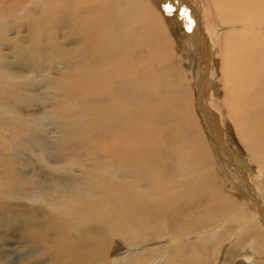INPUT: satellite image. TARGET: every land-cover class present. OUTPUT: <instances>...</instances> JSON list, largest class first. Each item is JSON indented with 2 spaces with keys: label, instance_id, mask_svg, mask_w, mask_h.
Wrapping results in <instances>:
<instances>
[{
  "label": "rangeland",
  "instance_id": "1",
  "mask_svg": "<svg viewBox=\"0 0 264 264\" xmlns=\"http://www.w3.org/2000/svg\"><path fill=\"white\" fill-rule=\"evenodd\" d=\"M11 1L15 8L14 13L20 16L19 6H23L21 8L24 10L21 14H24L25 11L27 15L24 14L25 16L18 20L9 15L11 13L7 12L9 9L4 8L3 5L0 6V21L5 22L6 27L9 25L8 30L3 31L2 28L0 30L2 40L0 43V67L5 76L0 77V264H168L165 263L164 257L161 259L155 255L159 252L156 245L147 247L149 244L156 243L152 241L151 235L157 234L163 229L171 235H178L187 227L194 228L199 210L202 208L203 213L205 208L209 210L213 205L214 207L217 205L218 209H222L224 212H230L240 205H243L242 208L247 210L245 205L247 203L253 211L259 213L251 198H247L242 191L246 189L245 187L253 189L261 201H264V177L260 175L254 165L232 122L228 101L232 98L226 91V82L221 74L220 56L224 50V38L236 37V41L240 40L242 44L244 40L247 44L251 40V35H240L238 34L240 30L233 28L240 23L228 20L227 16L225 17L226 22L221 23L217 17L215 3L211 0H192L190 3L191 7L197 9L199 28L207 35L209 38H207L209 40L207 44H210L213 49L212 60H210L212 65L209 69V78H211L210 82L213 87L201 97L202 92L200 93L201 90H199L201 88L199 82L197 83V81H202L199 74L201 65L198 53L192 49L188 34L183 31L184 28L177 29L179 26L178 16L181 17V20L185 16L182 11L178 10L176 0H151L164 13V19L172 23L170 34L173 35L174 53H170L169 47L159 40L157 35H145V37L149 36L151 41L160 44L151 47L148 52L144 47H140L133 56L134 62L129 60H125L128 63L121 62L122 66L123 64L125 66L126 63L130 67V73H126L130 75H126L127 79H122V82L125 81L126 84L128 83L127 85H133L137 89L142 88L141 96L138 98L141 101L140 107L138 105L135 110L132 109L129 112L120 110L119 113H113L109 109H104L105 104L102 105L103 103L99 107L98 100H94L92 103L91 94L80 93L83 89L81 86L83 81L80 82L79 87L76 85V89H74L75 91L78 88V93L71 91L75 98L72 97V93L67 90V82L64 77V72L69 70V63L66 64L68 69L63 67V64H60L61 68L58 66L48 68L46 62L44 64L32 61V67L23 63L22 59H27L28 52L15 53L12 46L24 47L29 44V34L34 30V26L32 27L34 22L29 14H32L34 18L40 16V5L38 1V4H35L34 0H30V4L29 0ZM45 1L50 3L56 0ZM61 1L70 4L64 9H58L65 12L68 10L67 8H72V4L75 7H80L87 0ZM97 1L99 2V0ZM111 1L114 2V0ZM177 1L182 4L181 0ZM36 5L38 6L36 7ZM211 10L214 12L210 13ZM64 12L58 14V20L52 25L56 32H54L55 38H53L61 43L60 47L65 45L66 49H70V52H65V48L62 49L61 57L63 55L69 60L74 59L82 63L85 57L84 53H78L77 49L87 50L93 46L92 36L78 35L76 26L71 23V20H76V18L71 14L65 15ZM82 15L79 16L83 17ZM230 27L231 29H229ZM228 32L234 35L228 36ZM235 34L238 35L235 36ZM174 39L178 45L174 43ZM85 42L88 46L84 44ZM242 44L240 45L242 46ZM251 45L254 49L248 48L247 51L260 52V49H263L257 44L252 43ZM74 46H77L76 50L72 49ZM243 46L245 45L243 44ZM256 46L260 49H255ZM39 47L42 50L45 49L43 45L39 44ZM107 52L108 50L105 51V54ZM45 54L42 55H45L46 60L56 56H51L50 52ZM117 54L119 55L117 56ZM121 54V52L112 53L111 56L114 57L106 61L107 64L112 67V62L117 61V57L119 58ZM76 57L80 58L76 59ZM162 60L172 74V85L168 88L164 83L156 84L157 91L151 93L148 89L153 90V88H147L146 82H144L145 72L149 68H145V65ZM259 60V58L255 59L252 65L264 77V62ZM245 62L246 59L242 58L241 61H238L241 72L246 67ZM36 63H38L37 66H34ZM11 64H13L12 67H10ZM39 64L44 65L38 66ZM234 65L238 69L237 65ZM119 66L121 65L112 70L113 75L107 71H105V75L110 78L114 76V80L111 79L112 82L110 80L112 89L116 86L111 95L112 98L115 95L118 96L117 103L125 101L129 108L132 104L128 102L127 97L117 92L115 73ZM64 68L65 70H63ZM150 68H152L151 65ZM245 70L246 68L243 73L246 72ZM78 71L79 69H75L70 76L75 78ZM131 73H134V78ZM9 74L13 76L6 77ZM100 77L102 80L105 79L102 74ZM253 79H239L238 84L247 80L254 82L249 86L252 92L251 99L258 97L259 101H263L260 104L264 105V96L260 95L262 93L259 90L260 86L255 84L259 81L264 83V78L259 76L256 80L254 79L255 81ZM244 91L240 86V92ZM11 92H14L19 98L15 97L16 95L11 98ZM81 95L84 96L81 97ZM181 95L183 99L189 101L188 118H191L190 120L185 117L187 110H183L182 103L179 101ZM204 97L207 98V101ZM83 98H87V102ZM200 98L206 104L207 114L215 118L216 126L220 129V138L222 136L225 144L224 150H220L218 147L220 145L216 144V141L220 139L216 138L207 124L206 115L199 107ZM251 102L253 104V100ZM133 110L136 113L133 114ZM150 114L151 116H149ZM245 116L242 114L245 123L251 130H254L256 125L264 126V121L259 117V111L248 108ZM87 122L90 123L89 127ZM259 131L264 132V127ZM194 133L202 135L196 138ZM115 139V145H111ZM180 148L183 149L180 150ZM196 148L199 150L195 151ZM175 150H180L185 155L189 152L191 156H183L178 159L174 156L176 155ZM223 151L226 154V151L231 152L240 163L226 166L225 161L228 160V157ZM193 152L198 153L192 155ZM188 159L192 161L191 165L187 164ZM141 160L144 161V164L148 161L147 175L145 170L143 172L138 170ZM235 167L239 169L241 167V170L245 172L243 177L247 186L240 182L242 180L234 178L229 171H233L236 169ZM250 172L260 181L259 189L250 180ZM193 178L198 179L190 181ZM91 188H94L95 194H91ZM60 193L67 195L66 198L74 203L65 207L64 203L68 200L62 201V198L59 197ZM76 193L78 196L75 195ZM97 194L104 197L101 199V196ZM260 194L262 195L260 196ZM195 195H199L203 207L201 203H197ZM96 198L100 200L101 212H94L93 208L96 210L99 207L95 206L93 200L87 206L88 200ZM47 199H50L51 202ZM263 201L261 206L264 208ZM145 207L152 209L148 215L145 213ZM13 216L16 219H12ZM156 217L159 219L156 220ZM21 219L22 222H19ZM24 219L31 221L24 224ZM260 219L264 222L261 217ZM79 220L80 222H77ZM146 224H153V226L149 228ZM115 226H117L116 232H114ZM191 234L193 236L195 232ZM191 234L185 235L181 245L185 241L189 243L187 238ZM237 236L235 235L233 240ZM198 238L197 236V241ZM198 246V250L202 254L201 264H213V261H215L214 264H224L229 244L220 237L214 238L213 244L208 243L206 237H201ZM213 247L217 249V260L214 258ZM230 256L234 257V253H231ZM148 259L151 261L149 262ZM230 261L233 264L231 258Z\"/></svg>",
  "mask_w": 264,
  "mask_h": 264
},
{
  "label": "bare ground",
  "instance_id": "2",
  "mask_svg": "<svg viewBox=\"0 0 264 264\" xmlns=\"http://www.w3.org/2000/svg\"><path fill=\"white\" fill-rule=\"evenodd\" d=\"M14 1H17V0H14ZM34 1H36V3ZM34 1L33 2L35 4H38L37 1L39 2L40 16H38L37 18H34L32 14H29L31 16L32 21L34 22V24H32V27L34 26L33 27L34 32L31 31L29 34V42H28L29 44L25 45L24 47H19L17 45H15V47H14V45L12 46V50L13 51L15 50V53L20 52V54H21V52L23 53V51L28 52L27 59H22L23 63L27 64L29 67H32V64H31L32 61H36L38 63H44V64L46 62V63H48V65H47L48 68H51L52 66L60 67L61 66L60 64H63V67L67 68L66 64L69 63L70 64L69 70H66L67 72H64V77L66 79L65 82H67L66 87H67V90L69 92L74 91V89H76L75 88L76 85L77 86L81 85L80 82L83 81V84L81 85L83 87V89L80 91V93L81 94H83V93L84 94H91L92 103L94 100H98L97 103H99V105H98L99 107H100V104L103 103L102 105L105 104L104 109H109L113 113L114 112L119 113L120 110H123L124 112H126V110H127L129 112L132 109L135 110V108L138 105L140 107L141 101L138 100V98L141 96L142 88L140 87L141 89H137L133 85H127L128 83L126 84L125 81L122 82V79H124V80L127 79V78H125L127 75L126 73H130V67L128 64H126L128 62L125 60H129L131 62H134L133 56H134L135 52L140 47H144L148 52V49H150L153 46L160 44L159 42L151 41L150 38H148L149 36L145 37V35H157L159 40H162V42L167 47H169V51L171 50L170 51L171 54L174 53V48H175V46L173 45V41H172L173 35L170 34V31H172L171 30L172 29L171 28L172 23H171V21H167L164 19V16H163L164 13L159 9V6L154 4L151 0H125V1H122V0H116L115 1L114 0V2H112L111 0H99V2L97 0H87V1H84L83 3L81 1L82 7L81 6L75 7L72 4V8L71 9L67 8L68 10H66L64 12L63 10H58V9H64V8L70 6L69 3L68 4L62 3L61 0H56L55 2L51 1L50 3H49V1H45V0L44 1L43 0H34ZM211 1H213L215 3V6L217 8V12H216L217 17L219 18L221 23L226 22L225 17L227 16V17H229L228 20L231 19L234 22L240 23V25L233 26L234 29L240 30V32L238 34H240V35L241 34L251 35V40L248 41V44H247L246 40H244L243 44L245 46H243V44L241 43L240 40H239L240 42L236 41V37L224 38L225 39L224 46H223L224 50L222 52V55L220 56L221 74L223 75V79L226 82V87H227L226 91L228 92V94L231 95L230 98H232V100L228 99L230 116L232 118V122L234 123L236 130L238 131L239 135L241 136L244 147L248 151L249 156L252 158L254 165H256V168L259 170L260 175L264 177V132L259 131L264 126L256 125L254 127V130H251L249 125H247V123H245V121L242 117V114H244V117H246L245 115H246L248 108H253V109L259 111V117L261 120L264 121V112H263L264 111V105L260 104L263 101H259L258 97H254L253 99H251L252 92L249 89L250 88L249 86L253 85L254 82H248L249 80H247L245 82L241 81L238 84V81H240L239 79H243V78H245V79L254 78L255 80L259 76L264 78L262 73L259 70L254 69L253 65H252V62L257 58L260 59L259 60L260 62H264V59H263V56H264V52H263L264 51L263 50L264 49V0H211ZM191 2H192V0H181L182 4H180V2H178L176 0V5H177L178 10L182 11V14L186 18V23H185L186 28H184L183 31L187 32L188 37L190 39L192 49H194L198 53V56H199V61H200V65H201L200 69H199V74H200V78H202V81H197V83L199 82V87L201 89H199V88L198 89L201 90L200 93L202 92L201 93V97H202V96H204L203 94H206L208 92V90L213 87L211 82H210L211 78H209V76H210L209 75V69H210V65H212V64H210V60H212L211 53H212L213 49H212L210 44L209 45L207 44V42H209V40H208L209 38L202 31V29L199 28L200 25L198 24V18H197L199 16V14L196 11L197 9L195 10L193 7H191L192 6V5H190ZM29 4H30V0H29ZM57 4H61V5H57ZM64 4H66V5L64 6ZM2 5L4 8L9 9V10H7V12H11L9 14L10 16H12L18 20L22 19L23 16L27 15L25 11H24L25 15L21 14V13H23L24 9H22L23 6H19V5L18 6L20 7L19 8L20 16L17 15L16 13H14L15 8L12 6L11 0L0 1V6L2 7ZM37 6L38 5H36V7ZM63 12L65 15L71 14L72 16H74L76 18V20H71V23L73 24V26H76L75 28H77V34L78 35H81L84 37L87 35L92 36L91 41H92L93 46H90L87 50H83V48L77 49V46L76 47L74 46L73 48L71 47L73 50L77 49L78 53H80V52L84 53L85 57L83 58L82 63H81V61L79 63L78 60H74V59L69 60L68 57H65L63 55L61 57V52H62V49L65 48V45H62L60 47L61 43H58L54 39L55 37L53 35H54L55 30L53 29L52 25L58 20V16H59L58 14L63 13ZM211 12H214V11L211 10L210 13ZM227 13L229 15H226ZM80 14H83L82 15L83 17L79 16ZM185 18L183 17V19L181 21L185 20ZM228 20H227V23L229 22ZM231 23H233V22H231ZM233 24H235V23H233ZM225 25H226V23H225ZM228 25L230 26L231 24H228ZM1 28L3 29V31L8 30L9 25L6 27L5 22L0 21V30H1ZM210 28H212V27H210ZM63 29H64V27H63ZM229 29H231V27ZM58 30L60 31L62 29H58ZM212 30L215 31L214 29H212ZM230 34H232V33L228 32V36ZM238 34H235V36ZM232 35H234V34H232ZM225 37H226V35H225ZM249 38H250V36H249ZM0 43H2L1 35H0ZM86 43L87 42H85L84 44L86 46H88ZM174 43H175V39H174ZM252 43L254 45L257 44L258 46H261L263 48L262 49L263 51L260 48H257V46L255 47V49L256 48L258 50L260 49V52H254L253 50L247 51L248 48L254 49V47H252V45H251ZM39 44L43 45L45 47V49L42 50L41 47H39ZM175 44H177V43H175ZM240 44H242V46ZM107 50H108V52H107V54H105V51H107ZM47 52H50L51 56H53V55H56V56L55 57L53 56L54 58L51 57L50 60H46V58H45L46 54L45 53H47ZM65 52H70V49L65 48ZM114 52H121L122 54L120 55L119 58L117 57V61L112 62V67H111L110 65L107 64L106 61H108L114 57V56H111V54ZM43 53L45 55H42ZM104 54H105V56H104ZM115 55H116V53H115ZM118 55L119 54H117V56ZM77 58H80V57H76V59ZM241 58L246 59V62H245V65H246L245 71L246 72L245 73H243V70L245 68L241 72V69L238 67V61H241ZM140 59H141V57H140ZM123 61L126 62L125 66H124V64H123V66L121 64V62H123ZM38 63L34 64V66L35 65L37 66ZM44 64H39L38 66H40V65L43 66ZM234 64L237 65L238 69H236V66ZM118 65H121V66L118 67V69L116 70V73H115V80L117 82V92H119V94L125 95L127 97L128 102H130L132 104V106L129 108L127 107L125 101H122V103H120V104L117 103L116 98H118V96L115 95L112 98L111 95L113 94V91H115L116 86L112 89V87H111L112 84L110 83V80L111 79L114 80V76H113V78H110V77H107L105 75V71H107L113 75L112 70L115 69ZM150 65L152 66V68H150ZM214 65H216V64H214ZM12 66H13V64L10 65V67H12ZM146 67H149V68L147 69V72H145L144 82H146L147 88H149V87L153 88V90L148 89V91H150L151 93H155L157 91V89H155L156 84L160 85V84L164 83L165 87H168V88L172 85V74H170L169 70L166 68L167 66L164 65V60L154 62V63L150 62L148 65H145V68ZM75 69H79V71H78V74H76L77 76L75 77L72 75L73 77H75V78H72L70 76V74ZM92 69H97V70L92 71ZM63 70H65V68ZM240 73H241V75H240ZM101 74L103 75V78L106 79V81H104L105 79L104 80L101 79V77H100ZM0 75H1L0 77H5L4 74L1 72V67H0ZM122 75H124V78H122ZM128 75H130V74H128ZM131 75L134 78V73H131ZM12 76H13L12 74H9L6 77H12ZM166 76L168 79L166 78ZM254 79H253V81H255ZM93 80H94V82H93ZM230 80H231V83H230ZM259 80H260V78H259ZM111 82H112V80H111ZM126 82H127V80H126ZM149 82H153L155 84L152 85ZM222 83H224V82H222ZM255 84L257 86H260L259 90L262 92L260 95L264 96V83L259 81V82H255ZM240 86L245 90L243 93L240 92ZM77 90H78V88H77ZM77 90H75V91H77ZM203 90H204V93H203ZM213 91H214V89H213ZM71 93H72V97H73V92H71ZM77 93H78V91H77ZM200 93H198V94L200 95ZM15 95L16 94L14 92H11V98ZM82 96H84V95H81V97ZM15 97H18V96L16 95ZM72 97H71V99H72ZM73 98H75V96ZM184 98H185V96H184ZM15 99H17V98H15ZM200 99L201 100H199V107H200L201 111L203 112V114L205 113V115H206L207 124H208V126H210V130H211V132H213L215 134L216 138L220 139L219 141H216V144L220 145V146H218L220 148V150H224L225 144L223 142L222 136L220 138V129L216 126L217 124L215 123V118L212 115L207 114V112L205 111L206 104H205L204 100H202V98H200ZM204 99L207 101V98L204 97ZM83 100H85L87 102V98H83ZM251 100H253V104H252ZM179 101H181V103H182L183 110H187L185 117L188 118V114L190 113L189 101L183 99L182 95L179 97ZM92 105H94V104H92ZM92 107H94V106H92ZM150 107H151V105H150ZM109 110H107V111L110 112ZM134 110H133V114L136 113ZM138 112H140V111H138ZM145 112H142V113H145ZM149 116H151V114ZM113 117H114V115H113ZM118 117H119V115H118ZM253 118H255V117H253ZM188 119L190 120L191 118H188ZM148 121H150V120H148ZM155 123H153V124L155 125ZM188 123H190V121H188ZM88 124H89L88 125V127H89L90 123H88ZM194 125H195V123H194ZM192 130L195 131L194 129H192ZM200 133L199 134L194 133L196 135L195 137L199 138L202 135ZM213 133H212V135H213ZM150 134H151V132H150ZM148 137H150V136H148ZM148 140H149V138H148ZM115 141H116V139L113 142H111V145H115L114 144ZM151 143H152V141H151ZM62 147H64V146H62ZM182 149L180 148V150H182ZM180 150H175L176 155H174V156L178 159H181V157L188 156L191 154L188 152L185 155V153H182ZM196 150L198 151L199 149L196 148L195 151ZM103 152H104V150H103ZM226 152H227V154L225 152L224 153L226 154V156L228 157V160H229V161L228 160L225 161L226 166L229 164L234 165V164L240 163V161L235 159V157L233 156V154L231 152H230L231 154L228 151H226ZM197 153L198 152H193L192 155H196ZM222 153H221V155H222ZM187 164L191 165L192 161H190L188 159ZM147 165H148V161H146L144 164V161L141 160V162H139L138 170H140L141 172H143L145 170V174H146L148 171ZM185 167H187V166L185 165ZM172 168H173V166H172ZM235 168L236 169H234L233 171L232 170H229V171L232 173L234 178H238L239 180H242L240 182L247 186V184L244 183L245 179L243 177V174L245 172H243L241 170V167H240V169L238 167H235ZM64 169H65V167H64ZM227 170H228V168H227ZM68 171H69V169H68ZM149 175H152V174H149ZM232 175H230V176L232 177ZM250 175H251L250 180L252 181V183H255L256 188L259 189L261 186L260 181L258 180L257 177H255L253 175L252 172H250ZM78 176H79V174H78ZM88 178L90 179V176ZM197 179L198 178H193L190 181H196ZM92 181L94 182V180H92ZM97 181H99V180H97ZM240 187H242V186H240ZM245 188L246 189L242 192L244 193L245 196H247V198L248 197L251 198L254 206H256L257 209L259 210L258 214L256 213V211H253L247 203H245L247 210L242 208L243 205H240L238 208H234L230 212H226V211L224 212L222 209H218L217 205H215L216 207H214V205H213V207L210 208L209 210H207L205 208L203 213H202V208H201L199 210L198 217L194 222V225H195L194 228L187 227L183 232H179L178 235H171L165 229H163L161 232L154 234V235H151L152 241L156 242V243L149 244L147 247H152V246L156 245L159 252L155 253V255L159 256V258L164 257L166 260L165 263L167 262L168 264H184V263L185 264H201L202 254L198 250L199 238L206 237L208 243L213 244V239L218 236L224 242H227L229 244V247H228L226 254H225L226 259H225L224 264H227V263L231 264L230 258L233 260V264H264V222H262V220L260 219V217H261L264 220V208L261 206V202L263 200L261 201V198L258 197L257 194H255L253 189H249L248 187H245ZM91 191H92L91 194H93V193L95 194L94 188H91ZM249 192H251V193H249ZM75 195L78 196L77 193ZM261 195L262 194H260V196ZM81 196H82V194H81ZM98 196H101V199H102V197H104L103 195H98ZM59 197L62 198V201H64V199H67L66 198L67 195H65L63 193H60ZM70 197H72V196H70ZM87 198H89V197H87ZM106 198H108L107 195H106ZM195 198L197 200V203H201L202 207H203V202L201 201V198L199 197V195H195ZM73 199H74V197H73ZM48 200H50V199H47V201ZM67 200L68 201H66L64 203L65 207H68L71 205V203H74V202H71L69 199H67ZM92 200H93V203L95 204V206L99 207L100 200L98 198L90 199L88 201L86 199L87 206L91 203ZM101 201H104V200H101ZM50 202H51V200H50ZM53 202H54V204H56L55 201H53ZM46 205H47V202H46ZM48 205H49V203H48ZM61 206H63V205H61ZM76 206H78V205H76ZM83 206H84V203H83ZM93 209H94V212H97V211L101 212L100 207H99V209H96V210H95V208H93ZM236 209H238V210L235 212ZM46 210H48V209H46ZM49 210H51V209H49ZM137 210H138V208H137ZM151 211H152L151 208L145 207V213L147 215ZM50 213H51V211H50ZM46 216H47V214H46ZM41 217H42V215H41ZM12 219H16V217L13 216ZM101 219H102V216H101ZM155 219L158 220L159 218L156 217ZM30 221H31L30 219H24L23 223L28 224ZM19 222H22V219L19 220ZM64 222H65V220H64ZM77 222H80V220ZM73 223H74V221H73ZM94 223H95V221H94ZM63 225H64V223H63ZM173 225H175V224H173ZM146 226H148L150 228L153 226V224L152 225L146 224ZM116 227L117 226L114 227L115 228L114 232H116ZM125 231L127 232V230H125ZM125 231H124V233H125ZM194 232H195V234L192 236L191 233H194ZM187 233L191 234L190 237L187 238L189 243H187L185 241V243L183 245H181L183 243L184 237ZM179 234H181V236H179ZM235 235H238V236L235 240H233ZM73 236H74V234H73ZM121 236H123V235H121ZM197 236L199 237L198 241H197ZM78 239H79V237H78ZM130 239H131V236H130ZM193 240H194V242H193ZM191 242H193V243L190 244ZM201 242H202V239H201ZM202 244H203V242H202ZM95 248H97L96 245H95ZM213 248H214L213 252L215 254L214 258H215V260H217V257H216L218 255L217 249L215 247H213ZM75 249H76V247H75ZM127 252H128V250H127ZM129 252H131V251H129ZM97 253H98V250H97ZM231 253H234V257L230 256ZM127 259H128V256H127ZM218 259H220V258H218ZM152 260H153V258H152ZM71 261H72V259H71ZM150 261L151 260H149V262ZM214 262L215 261H213V264H214Z\"/></svg>",
  "mask_w": 264,
  "mask_h": 264
},
{
  "label": "water",
  "instance_id": "3",
  "mask_svg": "<svg viewBox=\"0 0 264 264\" xmlns=\"http://www.w3.org/2000/svg\"><path fill=\"white\" fill-rule=\"evenodd\" d=\"M168 10V9H167ZM179 17V21H178V24H179V26H178V28L177 29H182V28H186V25H185V20L184 21H181V17L180 16H178Z\"/></svg>",
  "mask_w": 264,
  "mask_h": 264
},
{
  "label": "snow or ice",
  "instance_id": "4",
  "mask_svg": "<svg viewBox=\"0 0 264 264\" xmlns=\"http://www.w3.org/2000/svg\"><path fill=\"white\" fill-rule=\"evenodd\" d=\"M169 11L171 10V9H168Z\"/></svg>",
  "mask_w": 264,
  "mask_h": 264
}]
</instances>
